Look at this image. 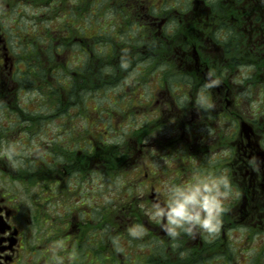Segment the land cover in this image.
<instances>
[{
  "label": "flooded vegetation",
  "instance_id": "1",
  "mask_svg": "<svg viewBox=\"0 0 264 264\" xmlns=\"http://www.w3.org/2000/svg\"><path fill=\"white\" fill-rule=\"evenodd\" d=\"M5 145L22 164L0 156L3 264H264V5L0 0ZM221 172L243 196L214 236L173 239L148 214ZM114 177L128 194L109 205Z\"/></svg>",
  "mask_w": 264,
  "mask_h": 264
},
{
  "label": "clouds",
  "instance_id": "2",
  "mask_svg": "<svg viewBox=\"0 0 264 264\" xmlns=\"http://www.w3.org/2000/svg\"><path fill=\"white\" fill-rule=\"evenodd\" d=\"M264 5V0H259ZM225 31V30H221ZM225 31V39L230 35ZM126 68L127 64H122ZM250 67L245 71H250ZM219 84L213 80L205 87H213ZM200 103L205 104L203 98ZM206 107L211 108L210 103ZM21 153L15 145H5L0 148V156L7 158L13 168L22 164L18 160ZM254 163L250 158L249 164ZM167 201H153L148 214L161 225L162 231L175 239L181 233L195 237L197 231H202L209 236L219 233L222 227L223 215L229 211L226 202L232 198L243 196L242 190L235 186L230 175L221 172L213 175L196 176L188 185L172 184L167 186ZM144 233L142 225H135L129 229V234L138 237ZM57 264H62V258L57 257ZM0 264L3 261L0 260Z\"/></svg>",
  "mask_w": 264,
  "mask_h": 264
},
{
  "label": "rangeland",
  "instance_id": "3",
  "mask_svg": "<svg viewBox=\"0 0 264 264\" xmlns=\"http://www.w3.org/2000/svg\"><path fill=\"white\" fill-rule=\"evenodd\" d=\"M102 104H106V98L103 95V93H96L93 97V106H97V108H99V105ZM97 108H94V113L93 117L94 120H96L98 118V120H102L104 117V113L100 110H98ZM96 114V116H94ZM131 128H124L122 130H120L119 134H123V136L126 135L127 131L130 130ZM112 135V134H110ZM110 137V136H109ZM125 182L124 178H109V183H108V202L109 205H111V203L113 201H118L121 200L123 198H125L126 194H128V192H125L124 190H122L121 188V183Z\"/></svg>",
  "mask_w": 264,
  "mask_h": 264
}]
</instances>
